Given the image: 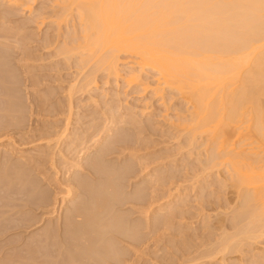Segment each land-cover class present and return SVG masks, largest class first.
Here are the masks:
<instances>
[{
	"label": "bare ground",
	"instance_id": "6f19581e",
	"mask_svg": "<svg viewBox=\"0 0 264 264\" xmlns=\"http://www.w3.org/2000/svg\"><path fill=\"white\" fill-rule=\"evenodd\" d=\"M25 1L27 0H0L9 13L18 12L20 8L26 6ZM51 1L49 3L52 8L48 3L50 8L47 9H59L55 11V14L51 12V18H56V27L59 24L61 26V22H65L73 12L77 14L80 27L79 30L75 28L72 33L67 35H60L64 31H62V27H58L57 34L52 31L54 34L47 33L45 38L37 39L38 45L35 42L36 52L38 50L43 52V54L40 53V59L50 62L46 69L50 72L47 75L48 79L56 82L52 89L58 90L51 94V98H43V95L37 101L38 105L34 109L37 110L34 113L44 111L48 117L56 119L53 121L58 122V124L48 127L49 131L41 135V141L43 140L45 145L63 147L62 149L74 147L73 150H77L78 157H84L86 153L91 152L92 148L97 149L101 145V141L109 134L108 131H113L112 129L118 127H128L131 132L112 135L109 147L103 149L102 152L98 151L100 152L98 154L96 152L94 158V155L91 158L87 156L91 160L88 161L86 158V164H82V160L69 162L78 172L87 173L85 170L87 168L98 179L94 178L95 180L91 183H87L82 180L83 176L81 178L78 175L80 172L75 173L79 178H75L72 182L71 185L74 186L69 187L65 197H60L62 199L60 206L55 198L54 207L46 210L50 211L46 219H53L59 216L58 208H60V221L56 225L50 223L46 228L40 230L41 234L26 242L22 252L18 251L19 255L18 252L15 254V257L16 255L17 258L19 257L18 259L2 257L0 264L125 263V261H121L123 256L119 248L121 247L119 246V237L136 241L137 233L118 214L115 206L122 198V194L119 192V180L122 176L130 174V169L125 168L128 171L123 170L124 172L119 173L120 171L115 167L108 166L107 157L121 149L126 151L125 155H135L134 151L138 150V147L140 149H145L143 146L148 148L149 141L142 134L154 130L156 123L152 122V116L147 119L148 124L139 120L138 118L144 115V111L139 113L137 106L126 104L125 107H122L118 103L115 105L116 102H119V92L111 96L107 91H103L100 96L95 95V91L101 88L99 86L100 78L97 77V73L100 71L105 74L107 80L111 76L119 78V80H126L128 87L140 89L138 93L152 94L151 97L169 105L166 107V111H174L168 119L173 128L170 135L177 143V152L182 154L193 153L197 150L205 152L206 159L201 162V172L196 171L193 176L174 174L161 176L159 181L163 185L178 183L166 195L158 196L149 205L145 204L142 194L136 195L134 202L141 206L136 209L146 212V214L137 213V216L148 218L149 212L158 208V212L166 210L167 206L163 209L161 207L170 201L169 197L173 193H177L180 198L185 190L190 188L189 185L198 182L202 176L209 178L216 175L219 177L221 171L225 170L227 176L222 181L226 186L229 185L234 189L236 197V201H233L234 204L231 203L233 210H231L232 220L230 221L233 229L230 226L229 228L231 231H236L226 236L228 228L224 222H220L218 225H213V223V226H208L209 223L206 226L209 227L207 229H210L211 232L216 230L215 234L218 235V238H214L216 241L212 239L210 244H202L197 249L192 248L195 252L197 251L200 258L193 257L194 259L190 261L197 262L201 259L197 264H221L228 254H245V246L250 249L248 250L246 247L247 252L252 254L257 240L259 238L264 240V0ZM31 6V9L26 10L28 13L32 10ZM47 11L49 12V10ZM48 14L50 15V12ZM11 17V14H0V28H4L3 20L10 21ZM29 18L30 21L35 19ZM48 18H40L43 20V23L41 21L40 24L45 25ZM36 20L39 21L38 18ZM44 21L46 22L44 23ZM17 25L16 22V27H18ZM22 26L24 27V24ZM51 26L53 27V25ZM18 29L23 31L20 27ZM10 30L7 33H10ZM24 31H26L25 28ZM3 38V35H0V114L7 113L4 116L6 118L10 114L19 117L20 113H23V110L21 111L19 108L23 104L19 102L20 96L16 92L19 81V77L16 76L19 71L18 74L15 72L16 76L14 73V75L10 73V68L12 70L14 63L11 66L9 59L17 57L22 65H26L33 59L34 54L25 51H30L25 48L30 45L27 44L24 48H20L22 50H17V55L15 53L13 56V51L10 53L4 48L7 45L5 44L7 39L4 38V42ZM21 40L22 42L26 41V38L21 37ZM23 44L25 43L23 42ZM23 44H20L19 47ZM35 49L33 50L35 51ZM17 68L13 67V69ZM63 71L65 72L63 73ZM28 72L27 74H29ZM149 75H152V80H150L151 77L147 78ZM27 81L30 85H37L31 79ZM48 81L45 80V82ZM60 81H64L66 84H62ZM57 95L61 98L59 102L57 104L51 102V99ZM79 97L83 98L80 105L75 103ZM87 97L90 100L100 97L96 102L99 105V100H104L102 101L104 103L102 114L109 113L105 116L106 125L109 126L107 130L100 131L101 126L95 123V118L92 120L91 127H94V133L100 132L98 138L91 144H89V140L94 135L87 137L85 131L71 130L73 124L85 121L90 117L86 114L87 105L82 104ZM180 104L184 105L185 110L178 107ZM152 107V105H145L144 110L149 111L146 115H152ZM4 117L2 119H5ZM166 117L168 116L166 115ZM74 121L75 123H73ZM84 125L82 123V126ZM9 127L11 126L9 125ZM137 135L140 136V140L134 138ZM85 139L87 140L85 141ZM11 145L12 143L9 141L0 142V163L3 164V168L10 170L11 167L6 164L3 147ZM62 149L59 150L60 155H63ZM18 157L24 159V156L19 155ZM156 159L154 163L162 161L160 160L162 158ZM25 161L24 163H26ZM52 161L53 168L64 164V162L58 164L54 159ZM168 161L171 160L168 159ZM152 163L150 162L148 165ZM147 167L142 172L147 173ZM160 171H162V167ZM71 172L74 173V170L69 168L65 172L66 177H69L68 173ZM56 174L58 175L59 171ZM24 180L28 182L29 178L28 180L24 178ZM25 181L24 184L27 183ZM29 182L28 185L31 183ZM56 182H59L58 177H56ZM32 186L34 187L33 183L29 187L32 188ZM78 191H81L82 194H80L83 196L80 197ZM199 193L202 194L200 191ZM78 196L83 200L79 199V202L81 201L79 205H77L78 203L74 204L70 213L63 219V208L68 207L66 200ZM186 203L190 202L186 201ZM182 204L184 206L182 207L180 204L178 208L180 206L184 208L185 204ZM226 204L228 207L229 204ZM45 205L49 206L50 203L48 204L46 201ZM145 205L147 209L142 208ZM202 206L200 204V207ZM227 216L228 214L224 217L228 218ZM174 219V214H168L167 217L155 220L152 227L159 232L168 228V223ZM82 221L83 225L74 224ZM45 223L46 221L40 227H43ZM186 230L184 229L185 232ZM252 247L254 248L251 249ZM201 248L202 252H200ZM1 250L3 251V249ZM254 255H257V252ZM190 261H183L181 264H189Z\"/></svg>",
	"mask_w": 264,
	"mask_h": 264
},
{
	"label": "rangeland",
	"instance_id": "374dc122",
	"mask_svg": "<svg viewBox=\"0 0 264 264\" xmlns=\"http://www.w3.org/2000/svg\"><path fill=\"white\" fill-rule=\"evenodd\" d=\"M34 1L35 0L25 1L24 4H26V6L20 8L19 9L20 12L18 11L15 13H9L7 11V8L0 2V14H11L12 15L10 21L3 20V22L5 23L4 28H0V33H1L0 35H3V37L7 39L5 40L3 38L2 40L3 41L5 40L6 42L8 41L7 43L4 41L5 44H7L4 47L6 51L7 52L10 51V53L13 51L12 55L13 54L15 55V53L17 55V50L18 51L22 50L20 48H24V46H26L27 44H30V45H27L30 48L25 47L27 49H30V51L29 50H25V51H28L27 53H30V54H34V55L36 54L35 57L33 55V59L30 62H27L29 64L26 63V65H22L20 61L18 60L19 58L17 57L16 59L15 57H11L9 59L12 61V63L10 61L11 66L14 63L13 64L14 66H12V70L13 71L16 70L14 72H11L12 70L10 68V73L12 74L14 73L15 75L14 74L13 75L16 76L18 74L17 72L19 71V74H18L19 76L18 75L16 76L17 78L18 77L20 78V79L18 78L19 81L17 83L18 87L16 86L17 87L16 92L20 96L19 102L23 104V106L20 104L21 107H19L21 111L23 110L22 111L23 113H20L21 115L19 114L21 116V117L19 116L20 118L18 116H12L11 114L9 117L7 115L8 118H6L4 116L7 113L0 114V120H1L0 142L9 141L12 143L11 146L3 147V153L5 152L4 155H5L6 164H8L7 165L8 167L9 166L11 167V170L8 168H3L4 167L2 166L3 164L0 163L1 164L0 165V249H3V251L1 250L2 252L0 251V258L2 257L5 258L7 256L9 259H13V260L19 258V257L17 258V255L15 257V254H17L18 251L20 253L22 252V250L24 249V244L26 242L32 240V238L41 234L40 230L46 228L47 225H49L50 223L51 225L53 224L56 225V223L60 221L59 220L61 219L60 217L61 212L59 211L60 208H58L59 216L53 219H46L48 212H50L46 210H50L51 208L54 207L55 198L59 202V206H60L62 202V199L60 197L61 196L65 197V194L67 190L69 189V187L74 186L71 184L75 180V178L78 177V175L80 177L83 176L82 180H84V182L86 181L87 183L88 182L91 183V181L95 180L94 178L98 179V177H96L94 173L91 172L87 168L85 169L87 173H84L82 171H79L80 172L79 173L77 169L74 168V165L69 162L71 160H75L76 162H78V160L80 161L82 160V164H86L87 160L88 161L91 160V159H88L89 157L91 158L96 152L98 154L102 152L103 149H107L109 147L112 141V135L115 136L116 134H119V133L131 132V130L128 127L127 128L118 127V128L112 129L113 131H108L109 134H107L104 137V139L101 141V145L97 149L92 148L91 149L92 153L91 152L86 153L84 157H78L79 154L76 153L77 150H73L74 147L62 149L63 147L58 148L56 146L45 145L44 141L43 140L41 141V135L49 131L48 127L54 126L58 124V122L53 121L56 119H54L53 117H48L44 111L40 113L38 112L34 113V111H37L34 109L38 105L37 101H39L43 95L45 96V97L43 96V98H51V94L58 92V90L52 89L55 86L56 82L54 83V81H51L50 79H48L49 77H47V75L50 74V72L46 68L49 66L50 62L42 58L40 59V55L43 54V52H41L40 50H38L39 53L36 52L35 48L38 45L36 40L40 38H45V34L47 35V33L49 35L54 34L52 31H54L57 34L56 30L58 27L60 28L62 27V31H64L62 34L60 33V35H67L69 33H72L75 28L79 30L80 22L77 18L76 12H73V14L68 16V19H66V21L64 20L65 22L60 21L61 26L59 22L58 23L59 26L57 24L58 27H56L55 23H57V21H56V18H53V19L51 18L52 16L51 12L52 14H55V11L58 8L56 10L55 8L54 10L47 9V8H50L51 6V3H49V1L51 0H36L35 2ZM48 3L50 4V6L48 5ZM30 6L32 7V10H31L32 12L29 11L28 13V11L26 10H29ZM44 6L46 7V9ZM47 10H49L50 15L48 14L49 12ZM39 11L41 14L38 13ZM43 12L48 16H46L45 14H42ZM27 17L29 19L35 18L34 19L35 21L34 20L30 21L28 20ZM42 17L45 19L46 17L47 18L50 17L47 20L48 22L44 21V23L46 22L45 25L40 24L41 21L43 23V20H41ZM36 18H38L39 21L36 20ZM67 20H69L68 23H67ZM16 22L18 23L17 25L18 27H16ZM23 24H24V27L22 26ZM51 25H53V27ZM63 26H64V30H63ZM19 27L23 31L25 28L26 30L24 31L25 33L23 31H20L18 29ZM51 27L53 29L54 28L56 29L51 30L52 29ZM8 28L10 29L12 28L11 30L9 29L10 33H7L9 32ZM18 30L19 32H17ZM18 33L20 34L18 35ZM21 37L26 38V41H23L25 44H23ZM8 38L11 41H9ZM18 40L20 41V43ZM15 41H17L18 43ZM35 42L37 43V45ZM16 44H18V46H15ZM20 44H23L21 45L22 47L21 46L19 47ZM31 48L35 49V51ZM13 67L15 68L18 67L17 68L18 70L13 69ZM31 70L32 72H30ZM27 72L31 74L29 75L27 74ZM64 72L65 71H63V73ZM123 76H126V75H123ZM151 76L149 75L147 76V78L148 77L150 78ZM97 77L100 78L99 86L101 88L100 90L95 91L94 93L95 95L100 96L103 91H107L110 94L109 96H111L112 94L116 92H119V102H116L115 105H117L118 103L122 107H125L126 104H128L129 106H133V105L137 106L138 107L137 111L139 113L142 110L144 111L143 112L144 115L142 114L143 116L139 117L138 118L139 120H143L144 123L148 124L147 119L152 116L153 117L152 122L156 123L154 130H152L151 132L142 134V136H146V138L149 141L150 146L148 148L143 146V148L145 149H140V147H138L139 149L134 151L135 155H132V154L125 155L126 151H124V149H121V150H118L117 152L112 153L111 155L107 157L108 166L110 165V167L111 166L113 168L115 167V169H118L120 171L119 173H122L126 171L127 169H130L129 170L130 174L128 173L127 175L122 176L121 180H119V192L120 194H122V198L120 196L121 201L117 203V205L115 206V210L118 211V214L121 215L125 219L129 227H132L134 231H136L137 238L135 239L136 241H132L129 239H124V238L119 237V243H120L119 246H121L119 248L122 251L121 254L123 256L121 258V261H125V263L123 262V264H149V263L151 264H181L183 263V261H190L191 259H194L196 257L200 258V256H198L199 254L197 255V251L195 252V250L193 249H197L201 247L202 244H210L212 242V239L215 240L216 238H218L217 237L218 235L216 236L215 234L216 230L212 229L213 231L211 232L209 231L210 229H207L209 227H206V226L209 223L210 224L208 226L210 225L213 226V225H218V223L220 222H224V225L225 226L227 225L226 227L228 228V230L225 229L228 232L226 236L236 231V230L231 231V229H233L232 228L233 225L231 227L232 222L230 221L232 220L231 219L232 216H230L232 213L231 210H233L232 204H234L233 203L234 200L236 201V197L234 194V189L231 188L229 185L226 186L224 182L222 181L223 178L227 176L226 171L225 170L221 171L219 177L216 175H214L213 177H209V178L202 176L198 182L196 183L194 182L192 183V185L190 184L189 185L190 188L186 189L183 196L180 198L177 195V193H173L171 197H169L171 198L169 199L170 201L166 202L165 206L161 207L163 209L164 207L167 206L165 208L166 210H162L161 212H158L157 211L159 209L158 208L157 210L151 213L149 212L148 218L137 216V213L146 214V212L136 209V208L141 207L140 205H137V203L134 202V197L136 195L142 194L144 196L146 205H149L152 202V200L155 198H158V196L166 195L167 192L170 189L175 188V186H177L178 183L174 182L173 185L171 184L168 186L163 185L159 181L161 176H166L167 174H174V175H181V176H193L195 175L196 171L201 172V169H202L201 162L205 161L206 159L205 152L197 150V151H194L193 153H189V154L183 153L182 154L176 151L177 143L174 141V139L171 138L170 132L173 131V128L168 120L172 116L174 111L173 110L166 111V107L169 106L168 104L162 103V101H160L159 99L153 98V96L151 97L152 94H149V93L144 94L143 92L142 94L138 93L140 89H136L135 87H128L126 80L124 81L122 79L119 80V78L116 79L114 76H111L109 80H107L105 79V74L102 73V71L97 73ZM28 79L29 80L31 79L37 85H30L29 81H27ZM152 79L153 78L151 77L150 80ZM45 80L46 81L50 80V81L45 82ZM107 81H109L108 84H106ZM42 83H43V86H42ZM61 83L66 84L64 83V81H62ZM31 87H34V88H31ZM49 90H51L50 93H48ZM58 96L59 95H57L55 98H52L51 102H55L57 104L59 100L61 99ZM99 98L96 97L95 100L94 99L90 100L89 97L86 98V100L82 104L87 105L86 114L90 116L89 119L85 121H81L80 123H77L75 125L73 124L71 127V130L79 129V132L85 131V135L87 137H91L92 135H94L89 140V144H91L93 140L98 138L97 136L99 135V132L101 130H107V128L109 127L106 125L107 123L105 122V116H107V114L109 113L102 114L101 110L104 107V103L102 101L104 100L100 99L99 105H97L96 100H98ZM62 100H64V98H62ZM82 100L83 98L79 97L75 100V103L80 105L79 103H81ZM146 104L148 106L149 105L153 106L151 110L152 115H146V113L149 112V111L144 110V107ZM178 107L183 108V110H185V107L183 104H180ZM41 108L45 109L44 107H41ZM166 115L168 117H166ZM2 117H4L5 119H2ZM17 117L18 119H16ZM94 118H95V123L101 126L100 131L96 133H94V130H95L94 127H91L92 120ZM73 123H75V121ZM82 123H84L85 125L82 126ZM150 124H151V121H150ZM6 125L8 126L5 127ZM9 125L11 127H9ZM134 138H136V140H140L139 139L140 136L138 135ZM86 140L87 139H85V141ZM60 149H62L63 155L59 154ZM8 150H11V151H8ZM19 155L24 156V159L19 158L18 157ZM87 156L89 157L87 158ZM94 157L95 155L93 156V158ZM62 158H64L66 161ZM156 158H162L160 159L162 161L154 163V161L157 160ZM52 159H54L58 164H60L61 162H64V164L63 165L61 164L60 166L58 165V167L53 168ZM168 159H170L171 161H168ZM24 161L26 163H24ZM150 162H153V163L148 165ZM166 164H167L168 169L166 167ZM145 167H147V170H148L147 173L142 172ZM161 167H162V171H160ZM69 168H72V171L74 170V173L72 172L68 173L69 177H66L65 172ZM125 168L127 169L125 170ZM57 171H59L58 175L56 174ZM60 173H62L61 176H60ZM75 173L78 174L77 177ZM56 177L59 178L58 183L56 182ZM24 178H27V180L29 178L28 182L29 181L31 182V183L29 182L30 185L33 183L34 187L33 186L32 188L29 187L30 185H28V182L25 181ZM24 181L27 182L25 184L28 186L24 184ZM199 191L202 192V194L199 193ZM78 192H79L78 193L79 195L81 191H78ZM81 194H80V197L83 196ZM79 199L80 198L78 196V197H74L73 199L66 200L67 206L70 208L68 207L63 208V211H64L63 219H65L67 215L70 213V209L73 207L74 204L78 203L77 205H79V203L81 202V201L79 202ZM224 199L227 201H225ZM45 200L48 201V204L50 203L49 206L45 205V202H46ZM80 200H83V199H80ZM185 200L187 202L189 201L190 203H186ZM181 202L185 204L184 208H182L184 205ZM123 203L125 204L123 205ZM226 203L229 204L228 207L231 206L229 207V209ZM180 204L182 205V207L180 206L178 208V205ZM200 204L201 206L202 205L203 206L200 207ZM146 205L143 206L142 208L147 209ZM59 206L57 204V207ZM226 209H228L229 212ZM223 211L225 212L227 211L226 213L228 214L227 216L228 218L224 217L227 214ZM168 214H171V215L174 214L175 219L168 223L169 225L168 228H164L160 230L159 232H157L155 228L152 227L154 224V221L159 220L160 217L161 218L167 217ZM211 220H212V223H211ZM45 221H46L45 225L43 227L42 226L40 227V225L43 224V222ZM83 223L84 222L82 221L80 223L75 222L74 224H77L80 226V225H83ZM229 226L231 227V229L229 228ZM172 229L174 232L172 231ZM184 229L185 230L187 229L186 232L184 231ZM180 232L182 233L180 234ZM183 232H185L186 234L185 233L183 234ZM185 235L186 236L188 235V236L184 237ZM199 241L201 244L199 243ZM255 244H256L254 245L255 249L253 250L252 254H249L247 252V248L248 250L250 249L248 246H245L244 247V250H246L245 254L243 253L228 254L226 255L227 257L225 256V260L222 261L221 264H234V263L235 264H241V263L242 264H254L252 262H256V261L258 262L256 264H259V263L264 264V260H263L264 259L263 257L264 256V240L259 238V240H257ZM71 248L73 249L72 246ZM253 248L254 247H252L251 249ZM19 252H18V255H19ZM200 252H202V248ZM256 252L258 256L254 255L256 254ZM190 262L189 264H197L195 260H193L191 263Z\"/></svg>",
	"mask_w": 264,
	"mask_h": 264
}]
</instances>
